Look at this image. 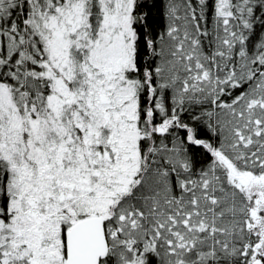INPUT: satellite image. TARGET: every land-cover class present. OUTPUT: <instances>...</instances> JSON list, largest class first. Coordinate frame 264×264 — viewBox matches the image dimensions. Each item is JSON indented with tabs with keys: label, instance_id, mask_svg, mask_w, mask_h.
Masks as SVG:
<instances>
[{
	"label": "snow or ice",
	"instance_id": "obj_1",
	"mask_svg": "<svg viewBox=\"0 0 264 264\" xmlns=\"http://www.w3.org/2000/svg\"><path fill=\"white\" fill-rule=\"evenodd\" d=\"M0 264H264V0H0Z\"/></svg>",
	"mask_w": 264,
	"mask_h": 264
}]
</instances>
